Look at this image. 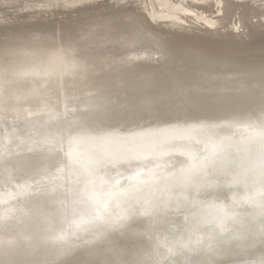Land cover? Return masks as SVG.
Wrapping results in <instances>:
<instances>
[{
	"label": "clouds",
	"instance_id": "obj_1",
	"mask_svg": "<svg viewBox=\"0 0 264 264\" xmlns=\"http://www.w3.org/2000/svg\"><path fill=\"white\" fill-rule=\"evenodd\" d=\"M248 2L264 22V0ZM224 4L0 0V264H264V80L139 149L91 110L51 124L167 32H246L239 17L224 27Z\"/></svg>",
	"mask_w": 264,
	"mask_h": 264
},
{
	"label": "bare ground",
	"instance_id": "obj_2",
	"mask_svg": "<svg viewBox=\"0 0 264 264\" xmlns=\"http://www.w3.org/2000/svg\"><path fill=\"white\" fill-rule=\"evenodd\" d=\"M77 11H82L78 16L83 17L101 9ZM222 11L225 28L239 17L248 30L239 36L230 30L167 32L168 45H155L150 58L105 66L85 93L77 94L68 104L67 114L51 121L52 127H64L75 118L73 112L91 110L97 117L95 124L127 133L130 146L139 149L149 138L179 134L185 122L231 108L226 93L249 81L264 80L260 67L264 61V22L258 19L260 9L248 0H225ZM253 18L257 23H251ZM59 103L63 111L64 101Z\"/></svg>",
	"mask_w": 264,
	"mask_h": 264
},
{
	"label": "rangeland",
	"instance_id": "obj_3",
	"mask_svg": "<svg viewBox=\"0 0 264 264\" xmlns=\"http://www.w3.org/2000/svg\"><path fill=\"white\" fill-rule=\"evenodd\" d=\"M81 12H82V11H79V12L77 11V15L80 14ZM58 15H59V14H58Z\"/></svg>",
	"mask_w": 264,
	"mask_h": 264
}]
</instances>
